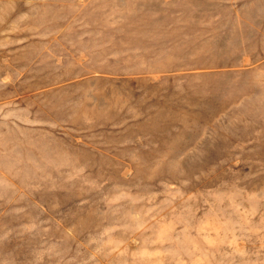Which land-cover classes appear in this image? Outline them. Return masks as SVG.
Returning <instances> with one entry per match:
<instances>
[{
	"label": "rangeland",
	"instance_id": "1",
	"mask_svg": "<svg viewBox=\"0 0 264 264\" xmlns=\"http://www.w3.org/2000/svg\"><path fill=\"white\" fill-rule=\"evenodd\" d=\"M0 264H264V0H0Z\"/></svg>",
	"mask_w": 264,
	"mask_h": 264
}]
</instances>
